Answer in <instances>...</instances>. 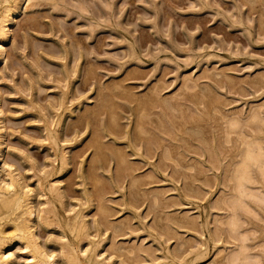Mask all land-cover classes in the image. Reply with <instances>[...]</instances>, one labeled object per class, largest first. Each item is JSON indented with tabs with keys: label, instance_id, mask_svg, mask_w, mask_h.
Here are the masks:
<instances>
[{
	"label": "rangeland",
	"instance_id": "1",
	"mask_svg": "<svg viewBox=\"0 0 264 264\" xmlns=\"http://www.w3.org/2000/svg\"><path fill=\"white\" fill-rule=\"evenodd\" d=\"M84 1L97 11L95 19L87 12L80 15L77 0H68L71 6L66 8L61 2L25 0L26 7L11 26V37L6 43L7 58L0 64L3 111L0 118L6 120L7 130L0 180L9 179L10 168L4 165L6 162L23 185L33 189L32 199L37 210L49 207L44 203L52 197L49 188L55 183L64 206L59 202H54V206L64 213L62 215L68 218L70 214L85 212L82 215L91 242L84 241L75 249L78 247L79 254L82 251L90 254L97 247L95 251L105 264H235L237 257L238 260L241 257L238 264H264V178L257 167L250 165L257 183L244 184L256 197L250 196V192L249 195L243 193L244 196L234 182V170L243 159L240 153L247 149L246 145L249 147V141L259 140L264 152V0H113L115 14L111 20L121 23L116 27L106 25L109 18L105 13L107 0ZM34 19L36 26H32ZM19 20L29 23L26 29L18 30ZM91 20L101 28L94 29ZM66 72L69 75H65ZM156 88L160 92L156 90L155 94ZM117 89L122 90V94ZM65 92L69 93L66 94L68 98ZM127 92L131 102L127 100ZM204 92L217 100L214 98L206 105L201 97ZM102 93L106 95L101 96ZM189 95L198 96L194 98L197 101H191ZM158 96L162 97L160 104H153V110L152 104L147 106L149 116L145 111L146 118L142 120L146 129L156 134L153 138L159 141L152 139L153 142L143 134L147 136V144L141 134L136 138L135 123L139 120L140 107L137 110L135 106L139 100L141 103L147 101V105L151 98ZM32 100L37 109L33 108ZM111 102L114 108L116 105L119 108L116 111L121 128L117 137L107 133L106 128V106H111ZM179 104L182 110H171L170 105ZM41 107L46 110L43 112ZM90 108L99 111V118L91 116L94 111ZM89 116L99 119L96 121L98 130L93 122H85ZM81 118L84 119L82 123ZM159 119L163 129L157 124ZM45 120L52 123L49 128L59 138L57 150L55 146L52 150L44 145L47 143L44 141ZM179 124H182V132L178 130ZM189 124L204 132L196 128V134ZM164 129L169 132L164 133ZM227 133L229 142L222 143ZM95 135L103 144L124 150L130 167L133 165L135 169L131 167L132 171L116 177L117 163L113 153L106 154L105 162L94 157L97 156L95 149L89 144ZM205 137L208 142L199 140ZM129 140L133 141L131 147ZM206 143L212 149L207 151ZM128 148L133 149L134 154ZM164 149L169 154L172 150L177 154L168 156L163 153ZM64 155L68 159L67 166L61 168ZM45 170L54 174L45 184V192L49 191L46 196L37 182ZM92 172L100 178L101 184H106V189L101 184L93 189L89 180ZM128 175L136 178L135 182L139 181L135 183ZM156 197L159 198L156 200ZM100 201H104L103 205L110 212L101 213ZM231 201L232 207L236 206L233 209L228 205ZM106 216L110 218L104 219ZM233 219L240 224L234 226ZM181 220L188 222H184L185 225ZM41 223L38 220L36 227L39 243L48 251L46 253L55 254L58 264H65L59 257V241L73 242L71 234L66 231L64 235L63 229L46 228ZM170 231L175 232L171 237ZM96 242L102 243L100 247L94 245ZM117 248L119 251H115ZM137 249L141 251L138 253ZM10 251L15 254L13 264H31L21 245ZM197 254L204 257L199 260Z\"/></svg>",
	"mask_w": 264,
	"mask_h": 264
},
{
	"label": "bare ground",
	"instance_id": "2",
	"mask_svg": "<svg viewBox=\"0 0 264 264\" xmlns=\"http://www.w3.org/2000/svg\"><path fill=\"white\" fill-rule=\"evenodd\" d=\"M25 0H0V64L4 61V60H6V58H7V48H6V43L10 40V37H11V26H12V24L14 23V22H16V19H17V17H18V15H20L21 14V12H22V10H23V8L24 7H26V5L24 6V4H23V2H24ZM46 1V3L47 2H50V3H56V4H58L59 2H61L62 4H63V7H65L66 8V6H68V5H70V4H68L67 2H68V0H45ZM78 2H79V5H78V7H76L77 8V10H79L80 12H81V14L80 15H82V13L83 14H85L86 12L87 13H89L90 14V17H91V19H95V17H96V14H97V11L96 10H92L91 9V7L84 1V0H77ZM60 3V4H61ZM33 5H35V4H32V6ZM71 6V5H70ZM70 6L68 7V8H70ZM206 6V5H205ZM30 7H31V5H30ZM59 8V7H58ZM72 8H74V7H72ZM29 9V8H28ZM74 10H75V8H74ZM76 10V11H77ZM99 10V9H98ZM103 10V9H102ZM104 11V10H103ZM105 13L107 14V15H109V18H108V21H107V24L106 25H113L114 27H116L117 25L118 26H121L120 24L121 23H113V21L111 20V18H112V16L115 14V8H114V1L113 0H107V4H106V7H105ZM99 15V14H98ZM87 17H89L88 16V14L86 15ZM101 16V15H100ZM33 17V16H32ZM86 17V18H87ZM89 17V18H90ZM107 17V16H106ZM37 18V17H36ZM35 18V19H36ZM34 19V23H32V26H36V24H35V22H36V20ZM38 19V18H37ZM26 20V19H25ZM30 20V19H29ZM20 21V20H19ZM92 21V20H91ZM28 22V21H27ZM92 22H94V21H92ZM115 22V21H114ZM19 23V22H18ZM106 23V22H105ZM105 23H104V25H105ZM103 24V23H102ZM29 25V23H26L24 20H22V21H20V23H19V26H18V30H24V29H26L27 28V26ZM262 25V24H261ZM264 25V24H263ZM93 27H94V29H96V28H98V29H100L101 28V25L99 24V23H97V22H94L93 23ZM114 27H112V28H114ZM31 28V27H30ZM39 28V27H38ZM37 28V29H38ZM103 28V27H102ZM104 28H106V27H104ZM109 28H111V27H109ZM33 29H34V27H33ZM124 29V28H123ZM17 30V31H18ZM116 30V29H115ZM119 30V29H118ZM61 31V30H60ZM22 32V31H21ZM128 32V31H127ZM19 33V32H18ZM144 35H146V34H144ZM15 36V35H14ZM17 36V35H16ZM18 37V36H17ZM146 38H148L147 36H146ZM16 39V38H15ZM130 39V38H129ZM128 39V40H129ZM79 41V40H78ZM136 41V40H135ZM80 42V41H79ZM142 42V41H141ZM134 43V42H133ZM132 44V43H131ZM134 47V46H133ZM82 57V56H81ZM67 70V69H66ZM65 70V71H66ZM93 70H95V69H93L92 68V71ZM64 71V72H65ZM92 71L90 72V71H88L87 70V72H90V73H92ZM87 72H86V74H87ZM95 72V71H94ZM68 72H66V74L65 75H69V74H67ZM89 75H91V74H89ZM86 77V76H85ZM68 78H70V77H68ZM88 79V81H89V79L91 80L92 79V77H90V78H87ZM87 79H85L86 81H87ZM259 81V80H258ZM97 82H98V79H97ZM257 82V81H256ZM255 82V83H256ZM86 83V82H85ZM88 83H90V82H88ZM87 84V83H86ZM96 84H98V83H96ZM116 84V83H115ZM258 84V83H257ZM118 85V84H117ZM122 85V84H121ZM120 86V85H119ZM117 87V86H116ZM159 87V86H158ZM113 88H114V86H113ZM118 88H120V87H118ZM112 89V88H111ZM116 89V88H115ZM121 89H122V87H121ZM118 91H120L119 89H117ZM123 90V89H122ZM121 90V91H122ZM157 90V92H160V89H155L154 90V92ZM0 91H1V89H0ZM33 91V90H32ZM115 91V90H114ZM120 91V94H122V92ZM125 91V90H124ZM68 92V91H67ZM67 92H65V96L68 98V96L66 95V94H69V93H67ZM126 92V91H125ZM154 92L152 93V94H154ZM207 92H210L209 90L207 91ZM110 93V92H109ZM114 93H116V91L114 92ZM117 93H119V92H117ZM205 93V92H204ZM212 93V92H211ZM103 95H101V96H104V95H106L105 93H102ZM113 94V93H112ZM123 94H124V92H123ZM130 94V93H129ZM155 94H156V92H155ZM32 95V94H31ZM109 95H111V93L109 94ZM116 95V94H115ZM125 95L128 97V99L127 100H129V96H128V92L127 93H125ZM124 95V96H125ZM201 95H204V96H201L202 97V99H207V101H204V100H202V99H200V100H202V102H205V104H206V102H208L209 104L210 103H212L213 101V99L214 98H216V97H213L210 93H205V94H201ZM70 96V95H69ZM118 97H120L119 96V94L117 95ZM124 96H122V98L124 97ZM131 96V95H130ZM134 96V95H133ZM132 96V97H133ZM153 96V95H152ZM157 96V95H156ZM190 96V100L191 101H197V100H195V99H198V96H195V95H192V97H191V95H189ZM100 97V96H99ZM106 97V96H105ZM109 97V96H108ZM110 97H112V96H110ZM113 97H114V94H113ZM131 97V98H132ZM149 97H151V94H150V96ZM153 97H155V96H153ZM200 97V98H201ZM115 98V97H114ZM113 98V99H114ZM121 98V97H120ZM133 98H135V97H133ZM137 98V97H136ZM135 98V99H136ZM195 98V99H194ZM63 99H66V98H63ZM112 99V100H113ZM123 99H125V97L123 98ZM134 99V100H135ZM147 99H148V97H147ZM146 99V100H147ZM161 99H162V97H159L158 96V98H151V100H150V98H149V100L151 101L150 103H147V105H146V102H143V103H141V101H140V103H139V101L137 102L138 104H136L137 106H135L136 108L138 107H140V109L138 110V108H137V112H138V114H139V120H137L138 121V123H137V121H136V123H135V125L137 126V132L134 130V128L136 127H134L133 128V130L136 132V134H137V136H136V138L137 137H140V134L144 137L145 135H143V134H146V135H148L150 138V140H152V139H154L153 137L156 135H153V132L151 133V131H149V129L147 128L146 129V125H145V122L142 120V119H145L146 118V113L148 112V111H146V110H148L146 107L147 106H150V104H155V106H156V103H158V104H160V101H161ZM67 100V99H66ZM66 100H65V102L64 103H66ZM101 100H102V98H101ZM106 100V99H105ZM126 100V99H125ZM131 100V99H130ZM129 100V102H131ZM133 100V101H134ZM149 100H148V102H149ZM215 100H217V98L215 99ZM64 101V100H63ZM103 101V100H102ZM102 101H101V103H100V106H102ZM110 101V100H109ZM132 101V102H133ZM1 102H2V96H1V94H0V117L1 116H3V111L1 110ZM68 102V101H67ZM136 102V101H135ZM134 102V103H135ZM164 102L166 103H169L168 102V100H164ZM32 106H33V108H36V106L34 105L35 104V102L32 100ZM31 103H29L30 105H31ZM63 103V104H64ZM72 103V102H71ZM71 103H70V105H71ZM76 102H74L73 103V105L75 104ZM81 103V102H80ZM99 103V102H98ZM103 103H107V102H103ZM110 103V102H109ZM62 104V105H63ZM111 106L109 105V106H106V107H108L107 108V114H108V119H107V126H106V128L108 129V131L109 132H107V133H109V134H111V135H119V133H120V128H121V126H120V124H119V114H118V112L116 111V109H119V108H117V105H116V108H114V106H115V104L114 103H112L111 102ZM170 104V103H169ZM214 104V103H213ZM65 105V104H64ZM81 105H82V103H81ZM98 105V104H97ZM107 105H108V103H107ZM142 105V106H141ZM152 105H151V107H152ZM207 105V104H206ZM69 106V105H68ZM68 106H67V108H68ZM74 106H76V105H74ZM105 106V105H104ZM181 106L182 105H170V108H171V110H173V108H175V109H181ZM38 107V106H37ZM63 107V106H62ZM70 107V106H69ZM168 107V106H167ZM42 108V107H41ZM64 108V107H63ZM98 108V107H97ZM100 108V107H99ZM98 108V109H99ZM103 108V107H102ZM153 108H154V105H153V107H152V110H153ZM157 108V107H156ZM37 109V108H36ZM91 109V108H90ZM104 109V108H103ZM207 109H209V108H207L206 107V110ZM212 109V108H211ZM31 110H34V109H31ZM42 110H43V112H44V110H46V109H44V108H42ZM70 110V109H69ZM93 109H91V111H92ZM101 110V109H100ZM106 110V109H105ZM150 110V109H149ZM182 110V109H181ZM180 110V111H181ZM37 111V110H36ZM40 111V110H39ZM64 110H62V112H63ZM68 111V110H67ZM94 111V110H93ZM102 111H104V110H101L100 112H102ZM145 111H146V113H145ZM174 111V110H173ZM176 111V110H175ZM209 111V110H208ZM38 112V111H37ZM36 112V113H37ZM209 112H211V111H209ZM34 113H35V110H34ZM67 113H69V112H67ZM87 113V112H86ZM88 113H90V111L88 112ZM103 113V112H102ZM63 114H64V112H63ZM71 114H73V113H71ZM92 114H94V116L95 115H97V117H98V115H100V113H99V111L98 110H96V111H94V112H92L91 113V116H93ZM137 114V115H138ZM149 114V112L147 113V115ZM82 115V114H81ZM80 115V116H81ZM85 115V114H84ZM88 115V114H87ZM103 115V114H102ZM101 115V116H102ZM151 115V114H150ZM86 116V115H85ZM85 116H83V117H85ZM149 116V115H148ZM173 116V115H172ZM64 117V116H63ZM137 117V118H138ZM46 118V117H45ZM44 118V119H45ZM61 118V117H60ZM99 118V117H98ZM148 118H150V117H148ZM183 118V117H182ZM2 118H0V162L2 161V157H3V155H4V149H3V145L6 143V133H7V130H6V120L5 119H3V120H1ZM64 118H62L61 120H63ZM80 119V118H79ZM78 119V120H79ZM154 120H155V118H153ZM88 122H93V124H94V126H95V128L97 127L98 128V126H96V125H98L97 123H96V121L98 120V122H99V119H97L96 120V118L95 117H93V118H90V116L89 117H86V119H85V122L86 123H88ZM148 119H146V121H147ZM152 120V119H151ZM157 120V119H156ZM160 120V121H159ZM158 120V125L160 126V128L161 129H163V122L161 121V119H159ZM82 121H84V119L82 120V118H81V123H82ZM45 126H44V128H45V130H46V137H45V142H47L46 144H44V145H47V147H48V145L52 148V150H53V146H58V143H57V141L59 142V138H58V136H56L55 135V132L54 131H51V129L49 128V125L51 124L52 125V123H50V124H48V122H50V121H46L45 120ZM80 122V121H79ZM78 122V123H79ZM148 122V121H147ZM146 122V123H147ZM150 122V121H149ZM154 122V121H153ZM195 122H199V121H195ZM61 123V122H60ZM156 123V122H155ZM165 123V122H164ZM184 123H186V121L184 122ZM188 123V122H187ZM187 123H186V125H187ZM76 124V123H75ZM92 124V125H93ZM50 125V126H51ZM77 125V124H76ZM80 125V124H79ZM82 125V124H81ZM91 125V126H92ZM147 125H150V124H147ZM158 125L157 126H155V127H158ZM185 125V124H184ZM90 126V127H91ZM189 126H191L190 124H189ZM52 127V126H51ZM60 127V126H59ZM150 127V126H149ZM166 127V126H165ZM180 127H182V124H179V129L178 130H180L181 132H182V128H180ZM192 127V129H194L193 131L196 133V128H198L201 132H204V131H202V128H200V127H198V126H191ZM95 128H93V129H95ZM96 128V129H97ZM152 128H154V126H152ZM167 128V127H166ZM59 130H60V128H58ZM157 129H159V128H157ZM185 129V128H184ZM98 130V129H97ZM97 130H95V131H97ZM160 130V129H159ZM104 131H106V129L104 130ZM122 131V130H121ZM158 131V130H157ZM161 131V130H160ZM166 130L164 129V133H166V132H169V130L168 131H166ZM184 131V130H183ZM58 132V131H57ZM180 132V133H181ZM263 132V131H262ZM98 133V132H97ZM121 133H123V132H121ZM170 133H172V132H170ZM185 133H188V132H185ZM191 133V132H190ZM59 134V133H58ZM93 134H95L94 133V131H93ZM128 134V133H127ZM135 134V135H136ZM167 134V133H166ZM189 134V133H188ZM197 134V133H196ZM98 135V134H97ZM121 135H123V134H121ZM135 135H134V137H135ZM150 135H153V136H150ZM229 133H227V137L225 138V140H223V142L222 143H227V142H229ZM258 135V134H257ZM96 136V135H95ZM99 136H100V134H99ZM99 136H96L92 141H91V144H89V146L91 145L92 146V149L94 148L95 149V151L94 152H96V155L97 156H94L95 158L97 157V158H102V161H106L107 159H106V154H108V152H111V153H113L114 154V157H115V159H116V163H117V175L115 174V176L116 177H119V176H124L125 175V173L127 172V173H129V171H132L133 170V168H134V166L132 165L131 167H133V168H131L130 167V164H129V162L127 161V157H126V152H124V150H122V149H117V148H115L114 146H109V145H107V144H103L101 141H100V139H98L99 138ZM116 136V137H117ZM167 136V135H166ZM172 136H174V134L172 135ZM263 136H264V134H263ZM122 137H124V136H122ZM128 137V136H127ZM152 137V138H151ZM169 137V136H168ZM170 137H171V135H170ZM179 137V136H178ZM178 137H177V139H178ZM130 138V137H129ZM142 138V137H141ZM145 138V137H144ZM146 138H147V136H146ZM143 139V141H144V143L147 141V139ZM181 138V137H180ZM243 139H244V136L242 137ZM241 138V139H242ZM252 138H254V137H252ZM128 139V138H127ZM148 139V140H149ZM171 139V138H170ZM175 139V138H174ZM176 139V140H177ZM240 139V140H241ZM134 140V139H133ZM141 139L139 138V141H140ZM156 140V138L154 139V141ZM171 140H173V139H171ZM175 140V141H176ZM199 140H202V141H204V142H208V141H206V137L205 138H202V139H199ZM246 140V139H245ZM251 140V139H250ZM130 141V140H129ZM153 141V140H152ZM153 141V142H154ZM157 141H159V140H156V142ZM174 141V140H173ZM179 141V140H178ZM183 140H180V143L182 142ZM186 141V140H185ZM188 141V140H187ZM248 141V140H247ZM247 141H245L246 143H247ZM259 140H254V141H252V142H250L249 141V147L246 145V150L245 151H243V152H241L240 154H243L242 156H243V159H242V163L240 164H238L237 165V168H235V175H234V177L236 178L235 180H234V182H235V185L237 186V187H239V190L241 191V193L243 194V193H247L248 192V195H249V192L250 191H248V189L249 188H247V186L244 184L245 182H249V185H251L250 183H252V184H255V183H257V182H255V179H254V177L251 175L252 174V170H250L251 168H250V165H254L255 167H257L258 168V170H259V174H262L261 175V177L262 178H264V157H263V151H262V148H261V142L259 141ZM135 142V141H134ZM152 142V143H153ZM136 143H139L138 141H136ZM136 143H134V144H136ZM147 144L149 143V141L148 142H146ZM159 143V142H158ZM161 143V142H160ZM178 143V142H177ZM183 143V142H182ZM202 143V142H201ZM241 143H243L244 144V141H242ZM156 144V143H155ZM154 144V145H155ZM164 144V143H163ZM186 144H188V143H186ZM209 144V143H208ZM43 145V144H42ZM41 145V146H42ZM44 145H43V147H44ZM116 145V144H115ZM133 145V141H130V147ZM145 145V144H144ZM165 145V144H164ZM204 145V144H203ZM206 145H207V143L204 145V147H206ZM223 145V144H222ZM40 146V145H39ZM40 146V147H41ZM127 146H128V143H127ZM159 146V145H158ZM161 146V145H160ZM168 146V145H167ZM210 146V145H209ZM244 147H245V145H243ZM49 147V148H50ZM54 147V148H55ZM146 147H148L147 145H146ZM166 147V146H165ZM207 147H208V145H207ZM206 147V148H207ZM42 148V147H41ZM89 148V147H88ZM91 148V147H90ZM120 148V147H119ZM124 148V147H123ZM169 148H170V146H169ZM209 148H211V147H208V149H207V151L209 150ZM58 148L56 147V150H57ZM128 149H131V148H128ZM147 149V148H146ZM212 149V148H211ZM132 151H133V149H131ZM149 150H150V148H149ZM165 150V152H163L164 154H168V156L170 155V154H172V153H175V152H173V150H172V153H170L169 154V151L168 150H166V149H164ZM169 150H171V148L169 149ZM174 150H175V148H174ZM177 150V149H176ZM175 150V151H176ZM218 150V149H217ZM146 151V150H145ZM178 151V150H177ZM213 151V150H212ZM136 152V151H135ZM147 152V151H146ZM149 152V151H148ZM151 152V151H150ZM149 152V153H150ZM211 152V151H210ZM208 153V152H207ZM65 154V153H64ZM133 154H134V151H133ZM148 154V153H147ZM177 154V152L175 153V155ZM128 155V154H127ZM163 155V154H162ZM164 156V155H163ZM163 156H161V157H163ZM171 156H173V154L171 155ZM93 157V158H94ZM169 158V157H168ZM166 159V158H165ZM171 159V157L169 158V160ZM67 156H63L62 157V164L61 165H63V166H61V168H63V167H65V166H67ZM101 160V159H100ZM168 160V159H167ZM172 160H174V159H172ZM178 160H179V158H178ZM95 161H97V160H95ZM101 161V162H102ZM104 162H102V163H104ZM173 162V161H172ZM175 163V162H174ZM163 164H164V167H165V163L163 162ZM167 164V163H166ZM4 165L5 166H8L9 168H10V171L7 173V177H9V179H5V180H0V264H13L14 263V259H15V254L13 253V252H11L10 250H11V248L12 247H14V246H16V245H21V247H22V249L27 253V255L29 256V258H30V263L31 264H58V261H56V257H55V254H48V253H46V252H48L46 249H44L43 248V246L39 243V241H38V234H37V232H36V227H37V221L38 220H41V224H43V226L44 227H46V228H50V227H52V226H56V227H59L60 229H63L62 230V234H64V233H66V231H69L68 233L69 234H71V236H72V238H73V242H70V241H65V242H62V240L61 241H59L60 242V245H59V248H60V256L59 257H61V260H62V262L63 263H65V264H105V263H103V261H101V255L98 253V251H95V249L97 248V247H94L95 249L90 253V254H84V252L82 251L81 252V254H79L77 251H79V250H76V249H78V247L81 245V243L82 242H84V241H88V243L89 242H91L90 241V234H89V230H87V223L85 222V220L86 219H84L85 217H84V215H82V213L84 214L85 212H80V213H77L76 215H71V217H70V215H69V217L68 218H66V216L65 215H62V214H64V213H60V211L57 209V207L56 206H54V202H59V203H61V206H64L63 205V203H62V201H61V196H60V191H58V187H56V186H54V184L55 183H53L52 182V184H51V186H50V184H49V186H50V188H49V191L47 190L46 192H49V194L51 193V195H52V197L51 198H49V199H46V201H45V205H49V207L48 208H45L44 206L42 207V208H40L39 210H37L36 209V207H35V205H34V203H35V201H33V199L32 198H34V194H33V189H31V188H26L25 187V185H23V183L21 182V178H19V177H17V176H15L14 175V172L12 171V166L11 165H7V163L6 162H4ZM168 165V164H167ZM177 164H175V166H176ZM168 166H170V165H168ZM185 166V165H184ZM253 166V167H254ZM167 167V166H166ZM185 167H187V166H185ZM61 168H60V170H59V172L61 171ZM66 168V167H65ZM64 168V169H65ZM191 168V167H190ZM135 169V168H134ZM193 169V168H192ZM257 170V171H258ZM56 171H58V170H56ZM68 171V170H67ZM92 171V170H91ZM90 171V172H91ZM233 171V170H232ZM234 171H233V173H234ZM55 172V171H54ZM64 172V171H63ZM116 172V171H115ZM177 174H178V172L177 171H175ZM197 172H200V171H197ZM261 172V173H260ZM183 173V172H182ZM56 174H57V172H56ZM62 174V173H61ZM131 174V173H130ZM134 174V173H133ZM132 174V175H133ZM200 174H201V172H200ZM41 176L43 175V174H40ZM58 175V174H57ZM63 175V174H62ZM88 175V174H87ZM186 175H187V173H186ZM36 176V175H35ZM39 176V175H38ZM37 176V177H38ZM51 176H54V174H53V171H48V170H45V172H44V175H43V177H38V179H37V182L39 181V185H40V187H38L40 190H41V192H43L44 193V195L46 196L47 195V193L45 192V184H47L50 180H49V178L51 177ZM90 176V175H89ZM194 176V175H193ZM197 176V175H196ZM258 176V175H257ZM128 177L130 178L131 176L130 175H128ZM145 177V176H144ZM144 177H143V179H144ZM190 177H191V175H190ZM198 177V176H197ZM233 177V178H234ZM85 178H87V177H85ZM119 178H121V177H119ZM123 178V177H122ZM199 178V177H198ZM201 178V177H200ZM127 179V178H126ZM131 179H133L132 181H134V179H136V178H134V177H131ZM130 179V180H131ZM139 179H141V178H139ZM228 179V178H227ZM232 179V178H231ZM230 179V180H231ZM89 180H90V184L92 183L93 184V189L95 188V187H97L98 186V184H101V180H100V178L98 179V176H96V174H95V172H94V174H93V172H92V175L90 176V178H89ZM88 180V181H89ZM116 180V179H115ZM119 181H120V179H118ZM197 180V179H196ZM206 180V179H205ZM208 180V179H207ZM233 180H232V182H233ZM87 181V180H86ZM122 181H124V179L123 180H121V182ZM137 182L139 181V180H136ZM140 181H142V180H140ZM146 181V180H145ZM257 181V180H256ZM264 181V180H263ZM262 181V182H263ZM85 182V181H84ZM100 182V183H99ZM135 182V181H134ZM137 182H135V183H137ZM87 183V182H86ZM116 183H118V182H116ZM140 183V182H139ZM146 183V182H145ZM204 183V182H203ZM207 183V182H206ZM209 183V182H208ZM207 183V184H208ZM140 184H143V182L142 183H140ZM247 184V183H246ZM56 185V184H55ZM95 185H97V186H95ZM103 185V187H105L106 186V184L105 183H103V184H101V186ZM132 185V184H131ZM134 185V184H133ZM133 185H132V188H133ZM138 185V184H137ZM185 185H187L186 183H185ZM95 186V187H94ZM117 186V185H116ZM136 185H134V187H135ZM143 186V185H142ZM189 186V185H188ZM191 186V185H190ZM235 186V187H236ZM100 187V186H99ZM137 187H141V186H137ZM136 188V187H135ZM134 188V189H135ZM97 189V188H96ZM100 189V188H99ZM105 189H106V187H105ZM104 189V190H105ZM133 189V190H134ZM235 189V188H234ZM95 190V189H94ZM103 190V189H102ZM103 190V191H104ZM137 190V189H136ZM136 190H134L135 191V193H138ZM236 190L238 191V189L236 188ZM131 191V190H130ZM192 191V190H191ZM240 191H238V192H240ZM98 192V194H99V192L100 191H97ZM238 192H236L237 194H238ZM241 193H240V195L239 196H241ZM93 194V193H92ZM101 194V193H100ZM63 195V194H62ZM88 195V194H87ZM95 195V194H94ZM134 195H139V194H133V196ZM153 195H154V193H153ZM158 194H155V196H157ZM244 195V194H243ZM253 195H255V194H252V192H250V196H253ZM93 196V195H92ZM97 196V195H96ZM96 196H94V197H96ZM245 196V195H244ZM139 197V196H138ZM159 197H160V195H159ZM158 197V198H159ZM253 197H256V196H253ZM46 198V197H45ZM48 198V197H47ZM133 199H134V197H132ZM136 198V197H135ZM157 197H156V200L158 199ZM222 198H223V196H222ZM226 198V197H225ZM233 198H235V197H233ZM92 199V198H91ZM90 199V200H91ZM94 199H97V197L96 198H94ZM138 200H139V202H140V200L141 199H139V198H137ZM224 199V198H223ZM238 199H240V198H238ZM259 199V198H258ZM155 200V199H154ZM153 200V201H154ZM235 200V199H234ZM233 200V201H234ZM86 201H87V199H86ZM95 201H97V200H95ZM134 201V200H133ZM135 201H136V199H135ZM153 201H152V203H153ZM160 201V200H159ZM162 201V200H161ZM222 201V200H221ZM235 201H238L237 200V198H236V200ZM256 201H258V200H256ZM89 202V201H88ZM87 202V203H88ZM104 202V201H103ZM103 202H101L100 201V203L98 204V206L100 205V211H101V213H104L105 214V212H106V207L103 205L104 203ZM132 202V201H131ZM156 202H158V201H156ZM155 202V203H156ZM232 202V201H231ZM58 203V204H59ZM89 203H91V202H89ZM137 203V205H138V202H135V204ZM142 203V202H141ZM154 203V204H155ZM159 203V202H158ZM93 203H91V205H92ZM164 204V203H163ZM233 205V202L232 203H228V205L229 206H231L232 207V205ZM235 204V203H234ZM236 204H238V203H236ZM235 204V205H236ZM240 201H239V206H240ZM244 203L242 202V205H243ZM43 205V204H42ZM153 205V204H152ZM157 205V204H156ZM158 205H160V204H158ZM162 205V204H161ZM160 205V206H161ZM226 205H227V203H226ZM246 205V204H245ZM60 206V205H59ZM61 206L59 207V208H61ZM87 206H89V204H87ZM155 206V205H154ZM165 206V205H164ZM47 207V206H46ZM85 207H86V205H85ZM84 207V208H85ZM97 207V206H96ZM233 207H236V206H233ZM233 207H232V209H233ZM99 208V207H98ZM162 208H164L163 206H162ZM87 209V208H86ZM85 209V210H86ZM89 209V208H88ZM235 209V208H234ZM61 210H63V209H61ZM83 209H81V211H82ZM99 210V209H98ZM108 212H110L109 210H107ZM249 210H247V212H248ZM67 212V211H66ZM66 214V213H65ZM97 214H100V212H98ZM107 215V214H106ZM67 216H68V214H67ZM103 216H105V215H103ZM102 216V217H103ZM107 216H110V215H107ZM104 217V219H106V218H110V217ZM159 218V217H158ZM103 219V218H102ZM177 219V218H176ZM183 219V218H182ZM100 220V219H99ZM157 220H159V219H157ZM234 220V219H233ZM237 220V219H236ZM239 220V219H238ZM96 221H98V220H96ZM102 221V220H101ZM176 221H180V219L179 220H176ZM182 221V220H181ZM232 221V220H231ZM230 221V222H231ZM235 221V220H234ZM233 221V222H234ZM240 221V220H239ZM100 222V221H99ZM99 222H96V223H99ZM183 222V221H182ZM185 222V221H184ZM183 222V224H185V223H187L188 221H186L185 223ZM232 222V223H233ZM236 222V221H235ZM102 223V222H101ZM101 223H100V225H101ZM106 223V222H105ZM237 223L238 222H236L235 224H234V226H237ZM161 224V223H160ZM178 224H181L180 222L178 223ZM182 224V225H183ZM240 223H238V225H239ZM109 225V224H108ZM113 225V224H112ZM186 225V224H185ZM189 225V224H188ZM98 226H99V224H98ZM162 226V225H161ZM165 226V225H164ZM231 226H233V225H231ZM55 227V228H56ZM102 228L104 227L105 228V225L104 226H101ZM109 227V226H108ZM163 227V226H162ZM168 226H166V228H167ZM107 228V227H106ZM109 228H111L110 230L112 231V227H109ZM160 226H159V231H160ZM166 228L164 227V229L166 230ZM115 229V228H114ZM122 229V228H121ZM169 230H171L170 228H168ZM101 230V229H100ZM108 230V229H107ZM117 230V229H116ZM123 230V229H122ZM61 231V230H60ZM161 231H163L164 232V230L163 229H161ZM116 232V231H115ZM114 232V233H115ZM167 232V231H166ZM165 232V233H166ZM172 232H174V231H170V237H171V235L173 236L174 235V233L172 234ZM113 233V234H114ZM68 234V235H69ZM64 235H66V234H64ZM63 235V236H64ZM118 234H117V232H116V236H117ZM166 235H169V232H168V234H166ZM177 236V235H176ZM176 236L175 237H172V238H176ZM211 236H212V234H211ZM63 238V237H62ZM72 238H71V240H72ZM177 238H179V236L177 237ZM181 238V237H180ZM64 240H65V237H64ZM93 240V239H92ZM100 240V239H99ZM98 240V241H99ZM104 240H105V238H104ZM108 240V239H107ZM181 240V239H180ZM179 240V241H180ZM51 241V240H50ZM101 241H103V239L101 240ZM178 241V242H179ZM58 242V241H57ZM62 242V243H61ZM100 242V241H99ZM104 242V241H103ZM85 243H87V242H85ZM93 243V242H92ZM105 243V242H104ZM112 243H114V242H112ZM58 244V243H57ZM91 244V243H90ZM99 245V247H100V245L102 244V243H97L96 242V244H94V245ZM54 245V244H53ZM76 245L78 246L76 249H75V247H76ZM113 245V244H112ZM115 245V244H114ZM113 245V246H114ZM90 246H92V245H90ZM81 247V246H80ZM79 247V248H80ZM89 247V246H88ZM119 248H117V250H115V251H119L118 250ZM140 249V248H139ZM139 249H137L138 250V253L142 250V248H141V250H139ZM91 250V249H90ZM97 250V249H96ZM168 250V249H167ZM179 250H180V248H179ZM86 251H88V250H86ZM130 251V250H129ZM133 252V251H132ZM135 252H137L136 251V249H135ZM85 253H87V252H85ZM88 253H89V251H88ZM117 253V252H116ZM120 253V252H119ZM119 253H117V254H119ZM129 253H131V252H129ZM138 253H136V255L138 254ZM177 253V252H176ZM171 254V253H170ZM178 254V253H177ZM199 254V253H198ZM197 254V255H198ZM201 255V254H200ZM119 256V255H118ZM235 256V255H234ZM233 256V257H234ZM197 257H199V260H200V258L201 257H204L203 255H201V256H197ZM169 258V257H168ZM231 258V257H230ZM238 258V257H237ZM236 258V260L234 259V261L235 262H239V260H240V258H239V260ZM171 260H173V258L172 259H170V261ZM198 260V259H197ZM189 261V260H188ZM228 261V260H227ZM191 262V261H190ZM232 262H233V259H232ZM238 262L237 263H235V264H238ZM229 264H231V262H228ZM234 263V262H233ZM232 263V264H233ZM112 264V263H111ZM192 264V263H191Z\"/></svg>",
	"mask_w": 264,
	"mask_h": 264
}]
</instances>
